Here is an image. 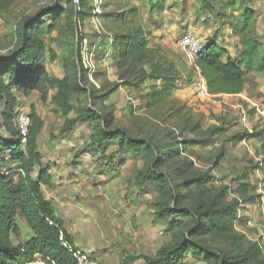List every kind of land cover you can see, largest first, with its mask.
I'll list each match as a JSON object with an SVG mask.
<instances>
[{"label":"rangeland","instance_id":"obj_1","mask_svg":"<svg viewBox=\"0 0 264 264\" xmlns=\"http://www.w3.org/2000/svg\"><path fill=\"white\" fill-rule=\"evenodd\" d=\"M79 1H73L75 16L62 14L53 28L49 29L52 17L45 18L44 30L38 36L44 48L41 67L51 80L46 101L38 93H18L14 109L30 115L33 108L43 122L38 151L52 176L44 195L64 197L72 205L66 221L77 233V245L87 249L89 252L85 253L99 264H146V258L174 245L178 231L186 226L183 217H157L154 189L137 187L135 178L143 166L138 158L122 152L118 142H111L104 149L93 144V123L77 124L63 131L80 107L88 105L111 116L110 129H124L136 139L170 143L174 138L177 142L207 138L197 147L184 144L163 171L175 182L193 171H210V185L216 190L227 188V200L237 197L241 184L253 187L260 198L246 209H238L235 227L264 256V143L251 135L264 128V79L261 75L259 79L245 75L247 99H200L193 90L194 65L179 46L182 36L190 34L203 45L226 48L237 60L243 39L233 33L231 26L237 6L226 12L227 18L217 19L205 10L202 0L156 1L151 9L142 0H97L96 7L95 0ZM53 3L4 1V8L0 9V57L12 49L9 37L17 22ZM245 7L254 14L248 27L264 45V0H250ZM85 8L89 9V16L82 20L77 14ZM135 27L142 28L147 47L158 48L174 63L178 79L172 90L165 89L163 80L151 79L133 89L115 75V36ZM74 52L87 79L83 87L98 96L96 101L75 89L70 66L77 59ZM258 86H262L261 92ZM64 104L69 110L62 108ZM4 111L2 102L0 138L14 141L6 130ZM243 113L250 115L246 123L241 121ZM13 125L16 126V119ZM33 177L36 179L37 174L33 173ZM80 248L77 249L81 251ZM182 264L209 263L184 253Z\"/></svg>","mask_w":264,"mask_h":264},{"label":"trees","instance_id":"obj_2","mask_svg":"<svg viewBox=\"0 0 264 264\" xmlns=\"http://www.w3.org/2000/svg\"><path fill=\"white\" fill-rule=\"evenodd\" d=\"M4 1L0 0V9L4 8ZM142 1L151 9L156 1L162 0ZM56 2V5L17 22L15 31L9 37L12 49L0 57V103L4 102L6 130L15 138L14 141L0 138V264H32L37 255L46 264H76L64 246L74 248L73 239L42 191L43 186L49 187L52 183L50 171L38 151L43 122L32 108L25 144L21 143L17 127L13 125L18 114L14 111L18 93L24 96L38 93L43 101L47 99L51 80L41 67L44 48L38 36L44 30L45 18L52 17L51 29L62 14L67 12L70 17L76 14L73 0ZM201 2L205 4V10L217 19L227 18L226 12L237 6L231 26L233 33L243 38L238 59L234 60L226 48L206 44L196 60V66L212 96H239L247 85L246 74L254 72L264 77V45L248 27V23L254 20L252 10L245 7L250 0ZM77 15L85 20L89 9L85 8ZM115 44L118 57L114 73L127 87L139 89L147 79H151L163 80L166 90L174 88L178 79L174 63L165 58L158 48L147 47L141 27L117 34ZM74 55L77 59H73L70 66L75 89L96 101L98 96L83 87L87 79L82 74L78 54L74 52ZM62 108L69 110L66 104ZM110 117L88 105L81 106L77 116L65 123L63 131H69L77 124L93 123V144L104 149L109 143L118 142L122 152L138 158L143 171L135 178L137 187L139 190L146 186L154 189L157 198L153 207L157 217L161 220L171 217L186 219V226L178 231L174 245L160 250L154 257L146 258V264H182L184 253L209 264H264V256L257 245L237 233L235 227L238 209L244 210L260 198L253 187L243 183L236 192L238 198L235 196L227 200V188L216 190L210 185L213 180L210 171H193L178 182L163 171L165 164L184 144L197 147L203 145L207 138L181 142L174 138L170 143L136 139L124 129H110ZM251 135L264 143V128L253 131ZM33 173L37 174L36 179ZM18 220L31 233L24 243Z\"/></svg>","mask_w":264,"mask_h":264},{"label":"built area","instance_id":"obj_3","mask_svg":"<svg viewBox=\"0 0 264 264\" xmlns=\"http://www.w3.org/2000/svg\"><path fill=\"white\" fill-rule=\"evenodd\" d=\"M54 1V5H56V0ZM74 1V0H73ZM77 4H79V0H75ZM101 3V2H100ZM100 5V4H99ZM97 6V0H95V7ZM180 49L184 56L194 65L195 76L193 78V90L195 95L204 100H210L213 96L209 93L206 82L202 77L200 69L196 66V60L203 52L204 45L196 40L190 34H185L182 36L181 41L179 43ZM241 121L246 123L250 119V115L243 113ZM16 127L19 132V136L21 137V143L25 144L30 127V118L29 115L20 110L17 114L16 119ZM62 239V238H61ZM64 246L69 250L72 254L73 258L76 261V264H99L97 259L89 254L80 251L77 248H73L69 245L64 244ZM32 264H46L45 261L41 258V256H35V260Z\"/></svg>","mask_w":264,"mask_h":264},{"label":"crops","instance_id":"obj_4","mask_svg":"<svg viewBox=\"0 0 264 264\" xmlns=\"http://www.w3.org/2000/svg\"><path fill=\"white\" fill-rule=\"evenodd\" d=\"M248 75H253L256 79H259L258 75H260V74L253 72V73H250ZM263 79H264V77H263ZM257 88H258V91H260V92L263 90L262 86H258ZM224 97L230 98V99L233 98L232 96H224ZM234 98L235 99H239V98L247 99L244 96V92L242 94H240L239 96H234ZM44 188L45 187L43 186L42 187L43 194H44ZM44 197L52 203L57 218L63 223L65 230L68 232V234L73 239V246L76 248H80V246L77 245V240L79 239L77 236V233L75 232L73 226L70 223H67V221H66V218L68 216L69 211L72 210V208H71L72 205L68 203L69 202L68 200H64L65 199L64 197L53 198L52 196L46 197L45 195H44ZM17 223H18V226L21 230V235H22L21 241H22V243H24L26 240H28L31 237V233L21 220H18ZM80 249L84 252H89V251H87V249H85V250L82 248H80Z\"/></svg>","mask_w":264,"mask_h":264},{"label":"bare ground","instance_id":"obj_5","mask_svg":"<svg viewBox=\"0 0 264 264\" xmlns=\"http://www.w3.org/2000/svg\"><path fill=\"white\" fill-rule=\"evenodd\" d=\"M82 251V250H81ZM88 254V253H87Z\"/></svg>","mask_w":264,"mask_h":264}]
</instances>
